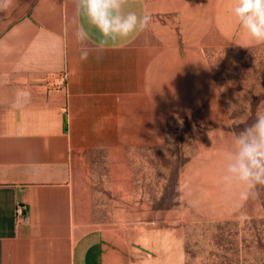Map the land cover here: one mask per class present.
I'll use <instances>...</instances> for the list:
<instances>
[{
  "label": "rangeland",
  "instance_id": "rangeland-1",
  "mask_svg": "<svg viewBox=\"0 0 264 264\" xmlns=\"http://www.w3.org/2000/svg\"><path fill=\"white\" fill-rule=\"evenodd\" d=\"M233 0H151L150 90L114 148L73 156L88 228L121 234L135 264H264V187L239 200L221 182L234 134L264 109V43L240 28ZM182 120V124L178 122Z\"/></svg>",
  "mask_w": 264,
  "mask_h": 264
},
{
  "label": "crops",
  "instance_id": "crops-1",
  "mask_svg": "<svg viewBox=\"0 0 264 264\" xmlns=\"http://www.w3.org/2000/svg\"><path fill=\"white\" fill-rule=\"evenodd\" d=\"M125 10L150 14L151 0ZM81 23L75 0H13L0 12V264H135L119 232L78 216L71 164L132 137L152 45L144 29L81 61ZM65 70L67 89L56 83Z\"/></svg>",
  "mask_w": 264,
  "mask_h": 264
},
{
  "label": "clouds",
  "instance_id": "clouds-1",
  "mask_svg": "<svg viewBox=\"0 0 264 264\" xmlns=\"http://www.w3.org/2000/svg\"><path fill=\"white\" fill-rule=\"evenodd\" d=\"M12 4L13 0H0V12H6ZM126 4L127 0H75L77 12L83 17L74 33L76 43L81 45V61L95 53L99 62L109 47L150 26V14L126 11ZM232 13L250 39L264 43V0H233ZM178 122L183 123L179 118ZM221 182L226 190L239 187L241 202L255 198L257 186L264 187V109L258 108L254 122L234 134L231 148L224 156Z\"/></svg>",
  "mask_w": 264,
  "mask_h": 264
},
{
  "label": "built area",
  "instance_id": "built-area-1",
  "mask_svg": "<svg viewBox=\"0 0 264 264\" xmlns=\"http://www.w3.org/2000/svg\"><path fill=\"white\" fill-rule=\"evenodd\" d=\"M68 77H69L68 71L65 70V71H63L61 74H59L57 76L56 83L61 88L67 89V86H68ZM23 211H24V206L18 205L17 206V214L19 216H21L23 214Z\"/></svg>",
  "mask_w": 264,
  "mask_h": 264
}]
</instances>
